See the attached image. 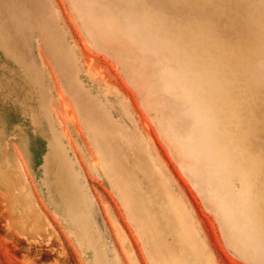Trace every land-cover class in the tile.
Wrapping results in <instances>:
<instances>
[{
	"label": "rangeland",
	"instance_id": "rangeland-1",
	"mask_svg": "<svg viewBox=\"0 0 264 264\" xmlns=\"http://www.w3.org/2000/svg\"><path fill=\"white\" fill-rule=\"evenodd\" d=\"M95 1L83 0L80 4L88 15L80 14L83 29L94 41L117 49L122 55L123 67L113 55L91 47L74 17L69 0H0V46L14 54L7 53L6 60L0 57V73L8 75L16 84L22 85V91L39 99L46 118L42 120L43 125L49 132L53 131V138L62 153L76 161L84 189L99 214L106 245L116 251L118 262L113 260V263L121 264V259L122 264H132L134 256L139 264H208L192 230L188 227L183 230L175 228V223H185L183 205L172 195L169 183L150 159L148 146L118 127L113 116L101 109L93 96L92 83L81 81L79 59L63 37L77 51L84 67L94 72L99 88L110 91V95L121 96L122 104L130 113L124 110L122 116L129 119L130 115L136 130L142 132L151 144L152 152L162 160L176 185L183 189L199 221L213 263L264 264V199L260 197L264 191V174L254 177L255 180L248 178L244 172L245 177L243 171L231 169L230 160L226 159V130L220 131L216 138L224 141L223 146H227L223 147L213 138L211 120L206 115L204 104L195 95L196 88L203 92L201 88L204 85L201 87L198 84V87L195 82L185 79L184 72L189 66L186 62L194 54V49L184 46L186 54L183 55L184 49L181 51L178 47V43L184 45L185 40H191L193 44L192 38L197 32L209 35L216 49H229L227 51L233 57L235 55L230 46L247 44L251 48H247L246 55L242 54V57L246 61L252 60L248 61L252 69L250 75L264 83V0ZM111 9L115 12H110ZM120 10L128 15L119 17ZM136 10L141 12L138 18ZM32 14L35 18H27L30 25L23 31L19 18ZM37 39L42 40L75 108L45 53H41L42 65L36 61L34 51ZM41 50L43 52L42 47ZM203 51L206 53L205 48ZM44 63L51 68V76ZM17 65L22 69L28 67L33 77L20 78L21 67ZM243 78H234L237 79L234 83L231 80L230 91L236 106L246 114V118L249 117V126L245 129L250 130V137L246 140L249 151L260 157L264 165V84L260 82L262 87H257L259 82H252L249 80L252 78L248 77L244 78L248 84L244 81L242 84ZM260 96L263 101L259 100ZM85 104L92 105L98 114L90 126L83 116L82 106ZM159 105L163 107L161 117L165 119H159L163 135L181 166L215 209L228 244L249 262L235 255L225 244L214 213L203 205L199 192L163 140L156 122L158 112L155 108ZM23 139L24 131L15 120L11 117L0 120V160H4L0 161V264H86L71 243L68 232L46 204L45 191L38 185L39 177L27 162ZM30 156L33 162H38L37 146L34 149L31 144ZM107 156L117 172L128 180L135 200L131 211L142 205L143 215L149 216L154 223L152 228L149 225L144 232L141 231L140 221L132 217L120 191L103 174V167L94 165V162L100 164ZM17 160L19 163H16ZM99 173L119 196L128 218L143 239L148 259L120 201L97 175ZM17 181L24 184L22 195L25 200L31 201L33 197L58 233V238L51 234L48 241L42 238L35 242L33 237L24 234V230L17 231L19 228L16 225L21 219L11 217L3 195L10 183ZM231 188L233 200H229ZM257 189L262 190L258 192ZM259 204L260 209L257 207ZM260 230L263 235L258 234ZM168 235L173 236L171 243L165 240ZM51 238L56 239V244ZM127 242L129 249L125 246ZM149 245L154 247L153 259Z\"/></svg>",
	"mask_w": 264,
	"mask_h": 264
},
{
	"label": "bare ground",
	"instance_id": "bare-ground-1",
	"mask_svg": "<svg viewBox=\"0 0 264 264\" xmlns=\"http://www.w3.org/2000/svg\"><path fill=\"white\" fill-rule=\"evenodd\" d=\"M27 18L33 19L35 16L32 14L29 17L25 16L19 18V24L23 31L30 25V23L28 24ZM192 31H195L194 27L192 28ZM192 40L193 44L191 40L184 41L185 44L187 42L190 43V45L187 46L185 44L182 45L181 43H178V47L181 48V51L184 49L183 55L186 54L185 51L188 46L189 49H194V54L189 57L186 62L187 66H189L184 72L185 79L186 81L190 80L195 82L197 86L198 84L201 85V87L204 85V87H200L203 92L196 88L197 90L195 95L199 97L198 99L204 104V108L207 111L206 115L211 120L210 126H213L211 134L218 142V145H224V141H218L216 138L220 131L226 130V136H223L226 137L225 140L227 139L228 147L226 152L228 156H226V159L230 160L232 165H230L231 169L236 172L243 171V173L245 172L247 174L248 178L253 177V179H255L256 177L261 176V174H264V165L261 164L260 157L254 156L249 151L246 140L250 137V130L245 131L246 127L249 126L247 120L249 117L246 118V114L242 112L238 106H236L237 102L235 103L233 97L234 95L230 91L231 87L229 86L230 81L233 80L232 82L234 83L237 80L234 78L238 77L252 78L249 80H253L252 82L255 81V83H260L262 81H260V79L257 77L250 75V71H252L248 62L251 60L250 57L248 58L250 59L248 61L242 57L243 55H246V50L250 46H246L247 44L233 45L232 47L230 46V49L235 55V57H233L230 52L227 51L229 49H216L211 42V37L207 34L197 32ZM184 46L186 49L183 48ZM203 48L206 49V53H204ZM250 48L248 50H250ZM0 49V57L6 60L7 53L9 52H6V50L1 46ZM9 54L14 56L13 53ZM247 64L249 65L247 66ZM16 67L21 66L17 65ZM19 75L20 78L33 77L28 67H24V69L21 67V70H19ZM244 78L242 80V84ZM17 82L21 83L20 81ZM259 83L257 84V87H259V85L261 86V83L263 82L260 84ZM244 84L248 83L245 82ZM237 85L240 87L239 84ZM22 88L23 87L21 84H16V82L10 79L8 75L6 76L5 74L0 73V95L2 96L0 100V120L4 119L5 117L8 119L11 117L24 131L23 140L24 144H26L25 151L27 153V162L29 163V166H31L33 172L39 177L38 185L45 191L46 204L51 208L52 212L58 218V221L62 227L68 232L71 243L79 251L84 262L86 264H117L118 257L116 256V251L114 247L110 248V246L106 245V241L104 240L102 233V227L100 225L99 214L96 211V207L91 203V200L84 189L81 180L80 169L77 166L76 161L62 153V150L58 148V145L53 138V131L51 132L50 130L49 132L44 126L45 123L43 121L46 118L42 113L43 109L39 106V99L26 91H22ZM240 89L243 88L240 87ZM241 92L242 91L238 93ZM256 93L259 94L258 92ZM263 94L264 93H262V95ZM237 97L238 95L236 98ZM259 100H261V96ZM261 101H263V99ZM82 109L83 116L90 126L91 121L93 118L97 117L98 114L94 107L90 104H85L82 106ZM257 114H259V111ZM251 125H253L252 120ZM31 144L34 146V149L35 146H37L39 160L36 163L32 161L30 156ZM0 161L2 162L4 160L2 159ZM16 163H19V161L17 160ZM94 165L103 167V174L109 179L112 185L118 191H120L125 201V205L130 210L132 217L137 218L140 221L141 231L144 232L146 228H149V225L150 228H152L154 223L149 218V216L145 217L143 215V212L145 211L142 205L138 206L136 210L133 208L131 211L130 207L132 206V202H135V200L133 199L132 191H130V185L127 182L128 180L124 179V177H122L117 172L113 161L107 156V158H104L100 164L94 162ZM245 173L243 174L244 176ZM16 174L18 175V173ZM18 178L20 179L21 177ZM259 183L261 182L259 181ZM27 187L28 185L26 186V189ZM28 189L26 191L27 193L29 191ZM24 190L23 182L22 184L19 183V181L11 182L9 189L3 194L5 197L6 207L11 217L16 219V216H18V219H21L20 224L16 225L19 228L17 231L24 230V234H26L27 237H33V241L35 242L42 238H45L46 241H48L51 234L58 238V233L54 228H52L51 224L46 218V215L42 213L40 206L36 205L33 197L31 201H29V199L25 200L24 195H22ZM261 190L257 189L258 192ZM250 192L251 191H249V193ZM263 192L264 191H262L260 194V197L264 199ZM27 196L28 194H26L25 197ZM259 199L258 202H261ZM257 207L260 209V204ZM137 211H139L141 214L138 215ZM249 214L251 215V213ZM260 221L258 222V225ZM115 222L117 221L115 220ZM251 223H254V221ZM260 232L261 230L258 232V234ZM55 240L52 239L54 243ZM50 243L52 244L53 242ZM57 243H59L58 239ZM125 246L127 249H129L128 242L125 243ZM153 250L154 247L149 245L151 259H153L155 256V251ZM128 252L130 256H133L130 250H128ZM113 260L117 262L113 263ZM131 261L132 264H139L134 256L132 257Z\"/></svg>",
	"mask_w": 264,
	"mask_h": 264
},
{
	"label": "crops",
	"instance_id": "crops-1",
	"mask_svg": "<svg viewBox=\"0 0 264 264\" xmlns=\"http://www.w3.org/2000/svg\"><path fill=\"white\" fill-rule=\"evenodd\" d=\"M91 1V0H90ZM103 0H97L95 1L96 3H101ZM70 2V5L72 7V11L74 13V17L75 19L77 20L78 22V25L81 29V31L83 32V34L85 35L88 43L91 45V47L97 49V50H100V51H104L105 53H108V54H111L113 55L117 62L120 64L121 67H123V63H122V55L118 52L117 49H114V48H107L108 46L106 45H102V43L100 42H97V41H94L92 39V36L85 30L83 29V22L81 21V16L80 14L82 15V12L83 13H86L85 12V9H83L82 5L80 4H83V0H69ZM79 10V11H78ZM80 12V13H79ZM110 12H115L114 10H110ZM136 13V17H140V14L141 12L136 10L135 11ZM125 14V16L128 15V13H124V11H118V15L119 17L123 16ZM85 16L88 17L87 13L86 14H83ZM134 17V16H133ZM134 17V18H136ZM61 36L63 37V34L62 32L60 33ZM66 44H68V47L71 49V50H74V52L76 53L78 59H79V62H78V66H79V70H80V78H81V81H86L88 83H92L93 85V96L95 97L97 103L100 105L101 109L108 112L109 114H111L113 116V120L115 121V123H117L116 125H118V127L124 129L125 132H127L129 135H132L134 138L138 139V140H142L143 143L148 146L149 148V153H150V159L152 158V161L155 163L156 165V168L158 167V170L159 172H162L163 176L165 177L166 181L169 183V186H170V190H171V193L172 195L175 197L176 196V199L179 200L181 202V204L183 205V210H184V213L186 215V218H185V223L181 222L180 225L176 224L175 223V228L176 229H180V230H183L184 227H188V229L190 228L192 230V232L194 233L193 236H195L196 238H194L199 244L200 246L202 247L203 251H204V255H205V260L206 262H208V264H214L213 262V259H212V256L210 255V252L206 246V241H205V237L203 236L202 232H201V228H200V224H199V221L198 219L196 218L195 216V213L194 211L192 210L191 208V204L188 202V200L186 199V197L184 196V191L183 189L179 188L178 185H176L175 183V179L172 175L168 174V171L166 170L165 168V165L164 163H162V160L160 158H157L155 156V154L152 152V146L151 144H149V142L146 140L145 136L142 134V132H140L139 130H136V127L134 126V123L129 115V119H126L125 117L122 116V113L124 110H127L126 108V105L125 104H122V99H121V96L120 95H110L109 92L110 91H107L103 88H99V84L96 82V80L94 79V72L92 70H88L86 67H84V65L82 64V60L79 56V54L77 53V51H75V49L73 48V46L68 43V41L66 40L65 37H63ZM36 44V48H35V51H34V54H35V57H36V61L38 63H40L42 65V55L41 53H45V55L48 57V62L50 63L51 67H53L54 71H56L57 73V77L59 78L60 80V83H61V86L62 88L64 89V86H63V83H62V80L60 78V74L59 72L56 70V67L54 66L53 64V61L51 60V58L49 57V54L46 52L45 48H44V44L42 42L41 39H37V41L35 42ZM39 44H42V46H39ZM41 47L43 49V52L41 50ZM47 65V63H44L43 65ZM48 69H49V72H50V69L49 66L47 65ZM127 70V69H126ZM52 75V73L50 72V76ZM53 77V76H52ZM129 79L132 80L130 78V75H128ZM50 81V80H49ZM86 85V84H85ZM65 91V89H64ZM66 92V91H65ZM111 93V92H110ZM66 94L68 95V97L70 98L74 108H75V105H74V101L72 99V97L66 92ZM112 94V93H111ZM160 107H157L155 108V110L158 112V118L156 119V122H157V127L159 129V132L163 138V140L165 142H167V144L169 145L170 149L172 150L174 156L176 157V161H178V163L180 164V167L182 168V171L183 173L186 175V177L189 179V181L193 184V186L197 189V192H199L200 196H201V199H202V202H203V205L208 209L210 210L212 213H214L216 219L218 220V223H219V226H220V231L222 233V237H223V240L225 242V244L228 246V248L235 254L237 255L238 257H240L241 259L245 260L246 262H249L247 258L243 257L242 255H239L227 242L225 236H224V233H223V228H222V224H221V221H220V218L218 217L215 209L213 208V206L211 205V203H209L206 198H205V195H204V192L199 189L198 185L193 181V179L187 174L186 170L181 166V163L177 157V155L175 154V152L173 151V149L171 148L170 144L168 143L167 139L165 138V136L163 135L160 127H159V124H160V121L159 119H164V117H161L162 115V110H163V107L161 105H159ZM165 112V111H164ZM168 113V111H166ZM171 113V112H170ZM174 113V112H172ZM128 114H130L128 112ZM87 134V133H86ZM88 137V135H87ZM88 140L90 142V145L94 151V155H95V159L98 158L97 154H96V151L88 137ZM131 162V160L129 161V163ZM161 174V175H162ZM99 177H101L103 179V177L101 176V173L97 174ZM104 183L113 191V193L116 195V197L118 198V200L120 201V198L119 196L117 195V193L108 185V183L103 179ZM229 200H233L232 196H233V193H232V188H231V191H229ZM121 203V201H120ZM122 205V203H121ZM123 207V205H122ZM124 209V207H123ZM125 211V209H124ZM125 214L128 218V215L125 211ZM128 220L130 221L136 235L138 236L139 240H140V243L142 245V248H143V251H144V254L146 256V259H148V255H147V252L145 250V247L143 245V239L141 238V236L139 235L135 225L133 224V222L128 218ZM165 240L168 242V243H171L172 240H173V236H166L165 237ZM194 240V241H195ZM120 262L122 264V261L120 259ZM149 263V262H148ZM250 264H252L251 262H249ZM150 264V263H149Z\"/></svg>",
	"mask_w": 264,
	"mask_h": 264
}]
</instances>
